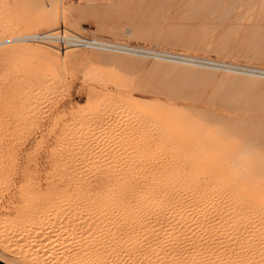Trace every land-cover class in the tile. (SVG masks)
Here are the masks:
<instances>
[{"label": "rangeland", "instance_id": "1", "mask_svg": "<svg viewBox=\"0 0 264 264\" xmlns=\"http://www.w3.org/2000/svg\"><path fill=\"white\" fill-rule=\"evenodd\" d=\"M28 2L0 0V39L14 36L6 28L16 24V35L52 31L66 36L103 39L122 45L126 53H107L110 56L103 58L109 57L108 61L106 58L102 61V56L92 52L106 51L70 46L64 48L56 42L25 44L68 50L65 57L58 58L53 53L43 52L9 53L11 45H0V129L3 128L5 132L0 131L3 133H0V264H72L76 259L66 248L58 249L51 245L50 248L48 241H44L46 237L38 230V234L34 232L35 229L31 233L21 231L28 228V221L32 222L28 217L32 211L34 216L37 214L34 211L41 212L40 208L42 212L46 207L48 210L49 203L55 199L53 202L59 200L55 213L60 217L56 216L55 223L71 230L78 224L72 230L78 232L79 220L76 219V222L73 219H83V213L72 209L79 202L78 195L73 193L76 189L86 188L88 183L112 179L107 173L112 172L114 164L103 160L107 157L104 153L105 157L103 154L99 156V151H94H103L101 146L104 147L106 143L99 145L102 149L99 146V149H94L88 145H79L82 140L80 134L87 131L83 123L79 126L81 120L74 112L84 107L89 99L109 95L125 99L134 97L149 103L158 102L164 104L163 107L190 106L195 108L191 113L193 117L204 118L208 112H219L235 117L242 124L247 122L254 130L264 128V34L248 36L240 32L221 41L225 36L226 20H232L235 15L247 14L242 22L243 29L250 27L247 28L249 31H256V28L263 27L264 0H165L164 9L158 15L151 13L156 8L157 0H43V10L55 15L57 19V24L53 26H30L41 20V9L37 7L33 11V4ZM229 4H233V7L228 18L225 23L219 22L218 15ZM198 5L205 8L199 17L189 14ZM52 27L57 29L50 30ZM218 43L226 47V53L215 49ZM130 50H134L133 53ZM154 58H162L164 66ZM166 59L169 60L167 64ZM171 60L174 64H171ZM184 63H187V67ZM48 78L54 81L51 90L45 89V96L42 95L34 106L30 104L28 108L24 107L17 96L22 83H35ZM74 122L78 125H74ZM77 130L82 132L79 134ZM68 132L71 135L76 132V136H70ZM142 136L138 135L137 139L142 141L145 138ZM257 145H252L254 152L249 153L248 158L258 167L256 180L264 183V144ZM71 148H75V155L74 150L69 153ZM88 148L93 149V154H98H92L93 157L87 155L90 151ZM76 149H79V154ZM88 159H91L92 164L89 165L91 162L88 163ZM93 160L97 166L93 165ZM88 165L95 169V173L94 169L89 172ZM102 172L107 178L101 175ZM75 184H78L77 187ZM64 200L67 205L63 206L62 203V209L60 203ZM72 213L78 215L73 218ZM64 216L65 219H62ZM69 217L75 221L74 225ZM58 219H62L61 222L64 220V223ZM65 220L70 221L65 223ZM80 222L81 225L85 223L84 220Z\"/></svg>", "mask_w": 264, "mask_h": 264}, {"label": "bare ground", "instance_id": "2", "mask_svg": "<svg viewBox=\"0 0 264 264\" xmlns=\"http://www.w3.org/2000/svg\"><path fill=\"white\" fill-rule=\"evenodd\" d=\"M29 2L36 6V8L31 6L33 11L37 7L41 9V20L30 26L57 24L55 15L43 10V0H29ZM29 2L28 4H30ZM164 6L165 0H157L156 8L151 13L153 15L160 14ZM232 7L233 4H229L218 15L219 22L225 23ZM203 9L205 8L198 5L192 8L189 14L199 17ZM29 12L31 13V11ZM186 13L183 14L186 15ZM246 17L247 14H239L235 15L232 20H226L225 36L221 41L234 37L240 32L248 36L264 34V26L256 28V31H249L247 28L250 27L243 29L242 22ZM17 28L16 24L6 28L7 31L15 35L7 39H0V45H11L9 53L43 52L53 53L58 58L65 57L68 50L20 42L17 37L21 35H16ZM55 29L57 28L52 27L50 30ZM260 29L262 30L260 31ZM67 36L71 37V35ZM121 46L118 43H113V47L108 49L90 50L106 51L92 52L103 58V56L109 55L107 53L112 55H115L113 53H126L125 47ZM215 49L220 53L227 52L222 43L220 45L218 43ZM133 51L131 52L133 53ZM105 58L100 60L104 61ZM162 58L161 60L157 58L160 64H162ZM167 61L169 63V60L166 59V64ZM176 64L178 63L176 62ZM190 65L192 66V64ZM257 73L259 74V72ZM230 74L228 75L230 76ZM52 81L51 78H48L43 81H35V83H22L17 95L19 102L26 108L30 104L34 106V103L42 95L45 96L46 90L50 89L54 83ZM163 106L165 105L162 103H149L134 97L125 99L101 95L89 99L84 107L74 112L81 120L79 126L81 127V123H83L86 125L84 128L86 127L87 131L84 132L86 135L82 133L85 135L83 136L80 134L82 131L77 130L82 137L80 138V135L76 137L82 139L79 141L81 142V144L78 143L79 145H88L90 148L99 149V145L106 143L104 144L107 147L106 151L104 150L105 146H101L103 151L100 149L94 151H99V156L104 153L107 157L103 154L106 158L103 160H109L111 164H114L112 172L107 173L110 175L108 177L112 179L88 183L86 188L76 189V192L73 193L78 195L80 204L76 203L77 200L74 201L77 206H80L77 207L73 204L75 207H71L73 210L83 213V219H80L81 217L73 219L77 213L71 215L73 220H79H77L80 225L78 232L72 231L78 224H75V221L70 219L71 217L69 219L73 225H76V227L72 226V228L74 227L72 230L68 227L66 229L65 225L60 226L55 223L56 218H60L55 213L59 200L53 202L55 200L53 199L49 203L48 210L46 207V211L42 212L40 208L42 213L34 211L37 213L34 216L32 211L31 216H28L32 222L28 221L27 224H29H25L28 228L20 230L21 233H27V231L31 233V230L34 229L36 230L34 232H37L38 230L42 236L46 237L44 241H48L47 245L50 248H66L71 251L73 257L76 258L75 262L72 259L71 261L75 264H264V183L256 180L258 167L252 164L248 158L249 153L254 152L253 144H264V128L254 130L249 127L247 122L242 124V121L239 122L235 117L219 112H208L204 118H197L192 116L191 113L195 108L190 106L180 108L175 105ZM72 120L70 118V121ZM132 122L133 124H130ZM75 123L77 124L74 122V125H76ZM74 125L71 126L74 127ZM95 125L96 127H94ZM2 130L3 128L0 129L1 132ZM110 133L112 136L109 135ZM139 133L145 137L142 141L137 139L138 135H141ZM71 134L70 136H73ZM105 136L108 137L105 138ZM90 148L88 149L90 150ZM74 149L68 150L69 153ZM65 150L67 151V149ZM78 151L79 149L76 153ZM94 151L91 149L87 155L91 154L93 157ZM89 161L91 162V159H88V163ZM105 163L107 162L105 161ZM89 165L87 168L89 167L90 172L92 171L90 169L94 168ZM93 165H95L94 160ZM84 166L85 169L86 166ZM83 168L81 167V169ZM102 176L107 178L105 174ZM91 179L93 181V178ZM77 185L75 184L76 187ZM62 203L63 206L67 205V201L64 200L60 203L61 207ZM81 215L79 214V216ZM65 216L62 219H65ZM35 219L38 220L36 225L34 224ZM70 220H65V223ZM81 220L85 221V225L82 223L85 226L84 229L80 224ZM68 225L71 228L69 223ZM41 235L40 237H42ZM59 252L62 251L59 250Z\"/></svg>", "mask_w": 264, "mask_h": 264}, {"label": "built area", "instance_id": "3", "mask_svg": "<svg viewBox=\"0 0 264 264\" xmlns=\"http://www.w3.org/2000/svg\"><path fill=\"white\" fill-rule=\"evenodd\" d=\"M17 39L22 43H51L56 42L62 47H82L85 49H108L113 47V43L108 40L85 38L77 35L66 36L60 32H37L24 34Z\"/></svg>", "mask_w": 264, "mask_h": 264}]
</instances>
